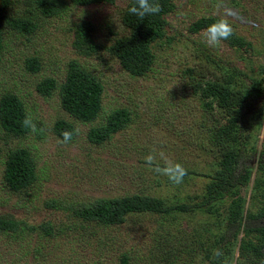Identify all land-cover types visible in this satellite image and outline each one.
I'll list each match as a JSON object with an SVG mask.
<instances>
[{"label":"rangeland","instance_id":"obj_1","mask_svg":"<svg viewBox=\"0 0 264 264\" xmlns=\"http://www.w3.org/2000/svg\"><path fill=\"white\" fill-rule=\"evenodd\" d=\"M30 1L9 11H29ZM127 1L71 5L54 17L36 14L34 32L4 33L0 95L14 93L24 114H31L44 131L19 137L0 129V215L22 222L15 230L0 231V264H205L203 253L223 234L232 198H241L242 215L264 211V165L255 158L264 147V0H222L220 7L216 0H171L164 34L152 42V63L141 76L124 71L109 52L114 38L126 33L120 18ZM227 13L234 32L249 44L223 41L212 48L204 42L203 29H192L199 17L221 18ZM80 20L92 24L93 38L100 44L96 53L82 55L71 45L73 25ZM31 57L37 59L36 70L25 64ZM69 60L102 85L101 110L90 123L70 117L60 107L57 90L41 95L35 88L47 76L60 83ZM212 83L230 89L234 101L256 95L249 117L231 135L236 143L240 139L243 169L250 173L245 183L235 185L239 192L200 208L194 203L215 186L217 174L218 157L209 131L224 120L214 99L202 92ZM116 107L129 111L126 126L100 144L89 142L88 128ZM58 118L70 122L77 133L67 144L58 143L60 137L52 131ZM16 146L28 149L35 181L13 192L1 177L5 153ZM150 153L161 166V153L183 165V182L173 184L154 173L145 162ZM130 193L150 194L186 209L133 212L112 225L82 220L68 209L98 197ZM241 238L249 240L246 251L239 249ZM252 246L264 252V235L238 234L230 244L228 264H264L259 255L256 261Z\"/></svg>","mask_w":264,"mask_h":264},{"label":"trees","instance_id":"obj_2","mask_svg":"<svg viewBox=\"0 0 264 264\" xmlns=\"http://www.w3.org/2000/svg\"><path fill=\"white\" fill-rule=\"evenodd\" d=\"M103 0H31L33 7L25 11L9 10L19 3H29L27 0H0V50L3 46V37L6 31L30 34L36 29L35 17H54L62 14L69 6L87 5ZM162 11L156 15L146 16L143 20L128 12L132 0H128L122 10L120 21L126 33L114 38L109 46V52L117 59L120 67L133 76L143 75L152 63L153 55L151 44L160 38L165 31L166 15L172 10L171 0H158ZM218 16L199 17L192 23V29H205L209 24L218 20ZM71 45L82 55L96 53L100 47L93 38L91 22L80 20L73 25ZM230 45L249 44L235 32L226 41ZM37 59L27 58L25 64L36 70ZM41 95H48L57 90L60 107L73 119L80 122H92L101 110L102 85L88 70L80 66L75 60L66 63L63 79L60 83L52 77L42 78L35 86ZM203 95L212 97L216 106L221 108L223 121H219L209 131L210 141L217 152V174L215 186L209 189L208 194L194 203V207L206 206L212 199H221L239 192L235 185L246 182L249 171L243 167V154L238 143L231 138L238 128V123H244L253 108L252 100L256 95L245 101H234L231 90L225 85H207L202 89ZM264 102V99L262 100ZM256 110H259L256 108ZM25 116L21 103L14 93L7 92L0 95V129L11 136H23L28 130L21 127V120ZM130 120L129 111L125 107H116L110 110L104 120L91 125L87 132V140L100 144L116 131L122 129ZM74 131L73 125L63 118L53 122V133L61 137L63 131ZM245 135L241 136L244 139ZM1 152V149H0ZM253 155V154H252ZM257 164L264 165V147L256 155ZM264 169V167H263ZM2 184L13 192L22 191L30 187L35 181V172L29 151L24 146L8 149L3 159ZM241 198H232L226 207L227 219L224 221L223 234L216 240L212 250L205 251V264H220L213 258V250L221 249L224 253L222 260L228 264V253L231 242H235L237 235L248 237L252 233L264 235V211L256 214L242 215ZM185 210L183 204L172 205L167 201L145 193H130L115 197H98L84 203L68 205V209L75 217L85 221H94L98 224L112 225L121 223L125 216L133 212H170L175 209ZM262 221V222H261ZM22 223L11 216L0 215V231L15 230ZM214 236V235H213ZM239 249L246 251L249 240L241 238ZM256 261L264 259L262 247L250 249ZM174 253H171V255ZM244 253H240L243 256ZM259 255V258H257ZM175 255L172 256V258ZM171 260L169 261V263ZM171 262L170 264H174Z\"/></svg>","mask_w":264,"mask_h":264},{"label":"clouds","instance_id":"obj_3","mask_svg":"<svg viewBox=\"0 0 264 264\" xmlns=\"http://www.w3.org/2000/svg\"><path fill=\"white\" fill-rule=\"evenodd\" d=\"M221 4L222 0H216V7H220ZM127 10L130 14L143 20L146 16L160 13L162 8L158 0H132V3ZM227 15H231V13H227L225 16H222L203 29V39L209 47L217 48L223 41H227L233 35L234 29L226 18ZM20 123L21 127L28 130L31 134L35 135L44 131L43 128L37 127L31 114H26ZM74 134H77L75 130L63 131L61 137L58 138V143L67 144L71 142ZM160 158L164 161L163 166H161L156 160V157L151 153L145 157V162L154 173L167 177L171 183H182L184 177L187 175V170L183 165L167 159L164 157L163 153L160 154ZM212 255L215 260L220 262V264H224L222 260L224 253L221 249H214Z\"/></svg>","mask_w":264,"mask_h":264}]
</instances>
